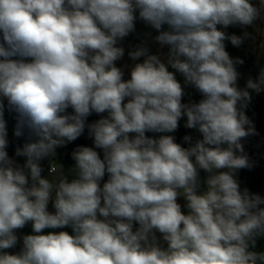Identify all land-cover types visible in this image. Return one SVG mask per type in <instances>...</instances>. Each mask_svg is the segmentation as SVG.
I'll use <instances>...</instances> for the list:
<instances>
[{
  "label": "clouds",
  "instance_id": "9594fccd",
  "mask_svg": "<svg viewBox=\"0 0 264 264\" xmlns=\"http://www.w3.org/2000/svg\"><path fill=\"white\" fill-rule=\"evenodd\" d=\"M262 12L264 0H0V264H264V252L250 250L264 235V197L236 179L252 167L242 141L255 129L244 109L249 89L264 91V68L240 88L243 61L224 42L238 47L249 34L221 30ZM137 13L199 102H182L184 87L144 46L129 52L144 59L124 79L116 62ZM5 101L14 135L29 137L16 148L22 167L6 151ZM93 113L101 118L86 123ZM184 116L202 135L194 145L146 135L174 132ZM85 128L94 148L72 152L74 178L58 163L54 179L43 178L40 161ZM28 223L21 251L8 252ZM66 227L71 234L44 231Z\"/></svg>",
  "mask_w": 264,
  "mask_h": 264
},
{
  "label": "rangeland",
  "instance_id": "374dc122",
  "mask_svg": "<svg viewBox=\"0 0 264 264\" xmlns=\"http://www.w3.org/2000/svg\"><path fill=\"white\" fill-rule=\"evenodd\" d=\"M252 2L259 6V0H252ZM166 30V26H165ZM221 30L225 31L228 35H237V36H243L245 32H247L249 35L243 39V42L240 46H233L230 40H225V50L228 52L229 56L233 58V60H236L239 58L243 61V63L236 64V69L238 73L240 74L238 79V86L240 88H245L246 82L249 78L256 79L261 71L262 68H264V12L261 13V18H258L252 25L250 26H229L227 28H221ZM159 34L158 30L154 29L150 25L146 24L144 21L140 20L137 13V19L135 21V30L131 32L127 37H125L121 42L120 46H122L125 50L124 56L122 59L118 60L116 62L117 67L122 68L124 71V79H130V69L135 63H142L144 57L139 58L137 61H133L130 56L129 52L135 50L137 46H144L148 49V52L150 55H157L162 62L166 64L168 67V70L170 72H173L176 76V79L181 83V85L184 87L185 95L183 96V99H194L197 98L200 95V93L191 85H185L184 84V76L173 69L171 65L167 63L168 61V52L169 48L167 45H161L155 38ZM252 99L251 102L248 104V106L244 109L246 116L249 118V120L252 122V126H254L255 123L258 121L257 116V109L255 104V99L258 94H263L264 91H261L260 93L253 92L250 90ZM71 109H68V112H71ZM106 115V113H105ZM92 120H98L101 117L95 113L89 116ZM4 119L6 121V127L10 129L16 128V118L15 114L12 112H9L7 110V102L5 101V112H4ZM187 117L184 119L183 126L185 127ZM88 123V122H86ZM186 128V127H185ZM188 131L189 137H191V142L193 145L196 143L197 140L202 139V135L199 133L197 129H190L186 128ZM170 133V132H169ZM169 133H153L148 132L150 137L159 138L161 135H168ZM26 134V133H25ZM252 135L248 136L247 138H251ZM101 158H103V151L101 149L96 150ZM70 153V144L68 143L66 146L58 147L56 149V153L54 156L47 157L45 159H50L51 164L58 163L63 166L64 174L68 177L69 181H71L74 178V175L72 174L71 170H69L70 167H74V164H69L66 161V155ZM194 159V158H193ZM69 164V165H68ZM44 163L40 164L42 168L41 176L43 178L52 180L54 179V175H48L44 168ZM207 176V173H205L203 170H200V178L201 181H203ZM239 178L238 172L236 173V179ZM108 180V174L106 173L104 178L102 179L101 186L104 182ZM206 185H201V191L204 190ZM183 196L178 197L177 202L181 205L182 211L186 214L188 212V209L186 206H183L182 203H186V200ZM50 208L55 211L53 207V202H50ZM52 211V212H53ZM163 247H167V244L165 243Z\"/></svg>",
  "mask_w": 264,
  "mask_h": 264
},
{
  "label": "trees",
  "instance_id": "16d2710c",
  "mask_svg": "<svg viewBox=\"0 0 264 264\" xmlns=\"http://www.w3.org/2000/svg\"><path fill=\"white\" fill-rule=\"evenodd\" d=\"M202 99L201 96L194 99H182L184 103L199 102ZM258 121L254 124L255 132L251 138H245L242 143L246 154L249 156L252 162V167L238 170L240 189L243 191L247 189L250 194H259L264 197V95L258 94L255 99ZM182 117L179 121L178 128L174 132H170L168 135L174 137L175 142L182 147L188 148L193 145L190 141H185V137L188 136L187 129L183 126L184 119ZM97 120V119H96ZM89 117L87 118L88 124L95 122ZM149 136V134H147ZM70 153L66 155V161L69 164H74L72 159V152L79 146H88L94 148L93 138L89 137L88 130L85 128L84 133L75 141L70 142ZM97 150V149H94Z\"/></svg>",
  "mask_w": 264,
  "mask_h": 264
},
{
  "label": "crops",
  "instance_id": "0c3cea01",
  "mask_svg": "<svg viewBox=\"0 0 264 264\" xmlns=\"http://www.w3.org/2000/svg\"><path fill=\"white\" fill-rule=\"evenodd\" d=\"M14 131H15V129H10V128L7 127L8 147H7L6 151H7L8 155H9V157L11 159H13L18 166L22 167L24 165L25 161H26V158L23 157V156H17L16 155V148L17 147H22L24 145V143L28 142L29 137H28L27 133L25 135L21 136V137H16L14 135ZM47 160H51V158L50 159L41 160L40 164L44 163L43 166L45 168L46 173L48 175L52 176L53 174H51L49 172V169L45 165V162ZM51 166H52V164H51ZM70 166H72V165H70ZM70 166H69V170H71L73 168V167H70ZM25 171H27V170H25ZM237 181H238V183L240 185L239 178H237ZM50 202H49V205H48V210L50 212H52L53 210L50 208V205H51ZM182 204H183V206H186L187 201H186V203H182ZM261 207H264V205H261ZM135 227H138V225L134 224V229H135ZM44 231H45V233L50 232V231H57V232L58 231H67V232H69V234L72 233V229L70 227H66V228H63V229H45ZM28 234H32V225H31V223H28L22 229L17 230L16 235L18 237V243H17L16 247H14L12 249H8L7 251L12 253V254L19 253L21 251V248H22V238H23L24 235H28ZM155 235L157 237V242L159 243V245L161 247H163L166 242L163 240L162 235L159 232H156ZM250 250L256 251V252H264V235L258 236L256 238L255 247L250 249Z\"/></svg>",
  "mask_w": 264,
  "mask_h": 264
},
{
  "label": "built area",
  "instance_id": "2783aa9c",
  "mask_svg": "<svg viewBox=\"0 0 264 264\" xmlns=\"http://www.w3.org/2000/svg\"><path fill=\"white\" fill-rule=\"evenodd\" d=\"M45 165H46V167L49 169V172H50L51 161L47 160V161L45 162Z\"/></svg>",
  "mask_w": 264,
  "mask_h": 264
}]
</instances>
